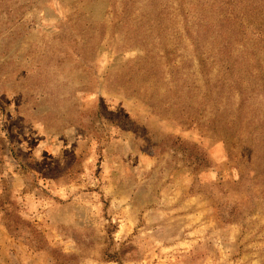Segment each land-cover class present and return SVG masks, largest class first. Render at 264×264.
Returning a JSON list of instances; mask_svg holds the SVG:
<instances>
[{
  "label": "rangeland",
  "instance_id": "rangeland-1",
  "mask_svg": "<svg viewBox=\"0 0 264 264\" xmlns=\"http://www.w3.org/2000/svg\"><path fill=\"white\" fill-rule=\"evenodd\" d=\"M48 247L264 264V0H0V264Z\"/></svg>",
  "mask_w": 264,
  "mask_h": 264
},
{
  "label": "trees",
  "instance_id": "trees-1",
  "mask_svg": "<svg viewBox=\"0 0 264 264\" xmlns=\"http://www.w3.org/2000/svg\"><path fill=\"white\" fill-rule=\"evenodd\" d=\"M186 143L189 144V142H186ZM189 145L191 146V144H189ZM200 166L208 167L209 165H208V161L204 158L203 154L201 152H199V151H196V161L194 162V168L193 169H196V168H198ZM48 249H50V253H53L55 256L60 257L59 264H62L63 262H68L70 264H73V263H71V260H72L73 257L71 258V257H69V256H67L65 254H62L61 252H59V251H57V250H55L53 248H49L48 247Z\"/></svg>",
  "mask_w": 264,
  "mask_h": 264
}]
</instances>
